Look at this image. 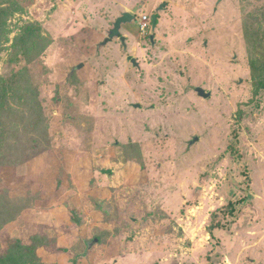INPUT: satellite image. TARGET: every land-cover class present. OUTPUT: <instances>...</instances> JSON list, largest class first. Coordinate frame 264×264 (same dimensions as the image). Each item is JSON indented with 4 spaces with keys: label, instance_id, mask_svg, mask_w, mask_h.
Listing matches in <instances>:
<instances>
[{
    "label": "rangeland",
    "instance_id": "1",
    "mask_svg": "<svg viewBox=\"0 0 264 264\" xmlns=\"http://www.w3.org/2000/svg\"><path fill=\"white\" fill-rule=\"evenodd\" d=\"M15 1L0 77L28 70L50 141L2 170L0 259L264 264V0ZM126 13L127 51L103 45ZM30 23L49 45L28 58L16 40Z\"/></svg>",
    "mask_w": 264,
    "mask_h": 264
},
{
    "label": "trees",
    "instance_id": "2",
    "mask_svg": "<svg viewBox=\"0 0 264 264\" xmlns=\"http://www.w3.org/2000/svg\"><path fill=\"white\" fill-rule=\"evenodd\" d=\"M8 4V5H6ZM0 34L4 32L6 23L9 17L21 11V4L15 0H0ZM45 36L42 33V26L34 23L28 24L20 37L16 40V46L20 48L21 54L24 57H30L39 46L45 44ZM49 44L43 46V50ZM28 70L23 69L19 72H15L10 79L0 77V183L3 181L2 170L4 168H14V166H23L36 159L49 149L44 148V143L39 138H44L45 143L50 141L49 129L46 125L44 113L42 112L41 103L39 100V93L36 88L31 87L28 81ZM25 82V87L20 86L22 82ZM264 85V84H263ZM18 99H26V109L19 111L14 109L13 104ZM27 121L32 127V131L28 132V136L32 134L34 136L33 142L37 144L33 151L26 148V143L29 140H25V137L20 132V123L18 119ZM9 190H6V195H0V199L7 197ZM230 215L235 217L237 212V205L230 203ZM218 214L214 213L212 219L217 218ZM214 222V221H213ZM215 229H221V223L211 225L210 230L213 233ZM18 247L24 248L25 245L21 241H17ZM10 253L0 259V264H5L8 261L16 264H24L28 261H24V255H20L19 258H15Z\"/></svg>",
    "mask_w": 264,
    "mask_h": 264
},
{
    "label": "water",
    "instance_id": "3",
    "mask_svg": "<svg viewBox=\"0 0 264 264\" xmlns=\"http://www.w3.org/2000/svg\"><path fill=\"white\" fill-rule=\"evenodd\" d=\"M165 8V5H161V7L158 9V12H160L161 10H163ZM153 30H156L157 28V22H158V16L157 14L153 15ZM135 20V16H133L132 14L130 13H126L124 14L120 19H118V21L116 22L115 24V27L114 29L111 31L110 33V37L107 39L106 42H104L103 45H106L107 43H109L110 41L116 39V38H120L121 36V29H122V26L124 24H127V23H132L133 21ZM155 36H152V40H154ZM121 39V42L124 44V46L127 48V45H126V38L125 37H122L120 38ZM132 62L135 66H139L137 61L135 59H132ZM242 83V81H241ZM202 95H204V93H202ZM200 139L198 137H195L194 140L192 142H190V146H194L197 142H199ZM112 171H104V173L106 174H110ZM99 243V240H96L94 241L93 243H90L88 245V249H91L93 246H95L96 244Z\"/></svg>",
    "mask_w": 264,
    "mask_h": 264
},
{
    "label": "crops",
    "instance_id": "4",
    "mask_svg": "<svg viewBox=\"0 0 264 264\" xmlns=\"http://www.w3.org/2000/svg\"><path fill=\"white\" fill-rule=\"evenodd\" d=\"M164 5H165V4H164ZM160 7H161V6H160ZM160 7H159V8H160ZM165 7H166V5H165ZM164 9H165V8H164ZM164 9H163V10H164ZM157 12H158V10H157ZM160 12H161V11H160ZM158 13H159V12H158ZM130 14H131V13H130ZM132 15H133V14H132ZM153 15H155V14H153ZM153 15L150 17V19H151V20H150V21H151V24H153V18H152ZM133 16H135V15H133ZM157 16H158V15H157ZM136 19H137V18H136V16H135V20H136ZM135 20H134V21H135ZM158 20H159V17H158ZM134 21H133V22H134ZM133 22H132V23H133ZM127 24H131V23H127ZM122 27H123V26H122ZM157 27H158V22H157ZM156 29H157V28H156ZM154 31H156V30H154ZM121 33H122V31H121ZM152 36H155V35H152ZM122 37H125V38H126V45H127V48L124 46V44H123L122 42H121V43H122V45L124 46V49L127 51V49H128L127 37H126L125 35L123 36V35L121 34L120 38H122ZM120 38H119V39H120ZM155 38H156V36H155ZM155 38H154V40H155ZM154 40H153V41H154ZM112 41H113V40H112ZM120 41H121V39H120ZM110 42H111V41H110ZM110 42H109V43H110ZM152 43H155V41L152 42ZM103 44H104V43H103ZM107 44H108V43H107ZM107 44H106V45H107ZM129 59L132 61V58H131V57H129ZM137 63H138V62H137ZM133 65H134V64H133ZM138 65H139V63H138ZM134 66H135V65H134ZM135 67H137V66H135ZM24 244H25V243H24ZM89 244H90V243H89ZM89 244H88V245H89ZM95 246H96V245H95ZM93 247H94V246H93ZM93 247H92V248H93ZM92 248H91V249H92Z\"/></svg>",
    "mask_w": 264,
    "mask_h": 264
},
{
    "label": "built area",
    "instance_id": "5",
    "mask_svg": "<svg viewBox=\"0 0 264 264\" xmlns=\"http://www.w3.org/2000/svg\"><path fill=\"white\" fill-rule=\"evenodd\" d=\"M150 17H144L143 18V22L141 24V31L142 32H146L149 28V26H151V21H150Z\"/></svg>",
    "mask_w": 264,
    "mask_h": 264
},
{
    "label": "flooded vegetation",
    "instance_id": "6",
    "mask_svg": "<svg viewBox=\"0 0 264 264\" xmlns=\"http://www.w3.org/2000/svg\"><path fill=\"white\" fill-rule=\"evenodd\" d=\"M151 41H152V42H154V41H155V40H154V41L152 40V36H151Z\"/></svg>",
    "mask_w": 264,
    "mask_h": 264
}]
</instances>
